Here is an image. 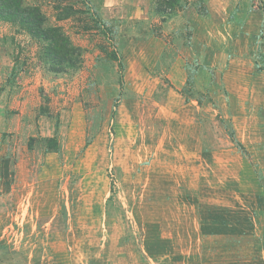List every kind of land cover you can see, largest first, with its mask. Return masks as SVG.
<instances>
[{
  "label": "rangeland",
  "instance_id": "obj_1",
  "mask_svg": "<svg viewBox=\"0 0 264 264\" xmlns=\"http://www.w3.org/2000/svg\"><path fill=\"white\" fill-rule=\"evenodd\" d=\"M24 1L83 49V64L53 73L38 41L0 22V264H264L254 242L229 246V207L242 194L254 211L264 198V154L233 143L214 101L227 97L223 70H209L233 36L241 65L229 82L253 87L263 125L264 0H205L218 21L190 0L165 23L154 0H91L107 34L89 15L57 21L55 0ZM200 67L209 73L197 78ZM50 137L59 153L47 152Z\"/></svg>",
  "mask_w": 264,
  "mask_h": 264
},
{
  "label": "trees",
  "instance_id": "obj_2",
  "mask_svg": "<svg viewBox=\"0 0 264 264\" xmlns=\"http://www.w3.org/2000/svg\"><path fill=\"white\" fill-rule=\"evenodd\" d=\"M55 1L57 2V5L54 7L58 14L56 16L57 21H65L70 19L74 14L81 13L93 18L97 29L103 34H107L106 32L110 31V22L101 16L100 9L95 8L91 0H81L82 3H85L83 4V11L76 9L74 3H69L76 0ZM190 2V0H154L153 11L161 16L163 23H165L178 15ZM192 5L200 16L206 17L209 15L205 0H192ZM0 22L17 26L20 30L38 41L41 45L42 57L50 66L53 73L62 74L69 70L79 69L82 66L83 49L72 43L61 26H51L48 17L40 6L27 5L24 0H0ZM91 29L89 25H85L84 27L85 31H90ZM111 32L115 34L117 31H113L111 27ZM120 67L121 71H124L121 63ZM191 81L192 78L189 77L187 82L190 83ZM230 137L235 146L241 149L243 154L248 157L249 153L245 150L242 143L235 138L233 133H231ZM45 142L48 145V153H59L60 144L56 137L46 138ZM89 144L90 141L87 140L86 146ZM7 247V241L0 238V251H5Z\"/></svg>",
  "mask_w": 264,
  "mask_h": 264
},
{
  "label": "crops",
  "instance_id": "obj_3",
  "mask_svg": "<svg viewBox=\"0 0 264 264\" xmlns=\"http://www.w3.org/2000/svg\"><path fill=\"white\" fill-rule=\"evenodd\" d=\"M235 3H229V7L230 5H234ZM151 3H148V6L150 7ZM208 10H209V15L206 17H209L210 19H213L214 21H218L219 17H215L214 13L212 11L211 8V3L207 4ZM208 18V19H209ZM220 19L224 20V14H222L220 16ZM264 37V36H263ZM233 36L227 37L225 38L226 40V46L222 48V50L217 51L216 55L218 58V63H215V65H213V69H209V70H214L215 73H217V71H221L223 70V77H222V81L224 84V90L226 91L227 97H222V96H218L217 98H214V101L216 102V107L219 108V110L223 113H225L226 115L231 116L232 118V123H233V128H234V132L236 135L237 140H239V142H241L242 144H244L250 151V153L252 154H256L255 159H257V161L260 159L259 157L262 156V154H264V146L261 145L262 142H264V123H262L263 125H260L258 122L261 119L259 114H251L254 111H250L251 108V102L253 101V97L255 96L256 92L254 91L253 87L250 88V90L248 89V87H242V86H237L238 89H236L235 87H233V84L231 82H229V76L233 75L232 73L240 71V68L238 67L240 64V60L238 58L241 57H234L231 54V51L233 52V50L235 49L236 45V41H233ZM249 44H251V40L249 39V43H247L246 45L249 46ZM205 46H202L201 48H203ZM210 51L209 55H215V50H211V46L207 47ZM262 48H263V54H264V39H263V44H262ZM254 55V54H253ZM255 56H253L254 58ZM185 66V65H184ZM212 66V65H211ZM176 67L175 66H171L170 69H174ZM179 70V69H177ZM208 69L199 68V71L197 73V78H200L202 74L206 73L209 71ZM209 73V72H208ZM198 80V79H197ZM210 75H209V81H210ZM173 87L171 89L170 94H172L173 92L181 89L182 86L185 85V81H179L178 83H174L172 82ZM215 86V84H214ZM209 89L212 90V88L209 87ZM247 93V97H244L243 94ZM213 94V93H212ZM249 94H250V98H249ZM255 100V99H254ZM254 105L252 104V107ZM178 110L175 112V115H179V110L181 108H177ZM263 109V108H262ZM237 110V112H241V114H239L240 119H238L236 117V114L234 113ZM264 110V109H263ZM258 111V110H257ZM179 113V114H178ZM264 117V111H262V114H260ZM251 121H254L256 123L255 128L251 129L249 128V130L247 129V124H249ZM255 134H263V136H261L262 139H260L259 141H254V140H248V139H243V135L242 137L240 136L241 134H245L247 136H251ZM255 142V143H254ZM197 144L199 145V153L201 154V156H199V158H197V160H199L198 162V169L201 168V163H202V156L203 153L200 149V144L201 142H197ZM251 145V146H249ZM252 148V149H250ZM257 148V149H256ZM258 156V157H257ZM263 160H261L262 162ZM6 162H8V159L5 158L3 160V171H5V164ZM239 163L235 166L239 168L240 172L239 174H241L242 172L245 171L246 167H247V163L245 161H238ZM244 165V171L243 169H241L240 167H242ZM229 167L233 168L234 165L231 163V161L229 160ZM4 174H6L4 172ZM238 174V175H239ZM236 179V178H235ZM238 180V179H236ZM238 196V195H237ZM240 196V195H239ZM238 196V197H239ZM243 196V197H242ZM245 195H242L239 197L240 202H238V204H240V206L238 205L237 209L234 210L233 208L229 207V246H237V245H249L251 242H254V245H258V249L261 250L262 253H264V198L263 197H258L257 201H259V204L257 206V208L253 211L254 208L251 209L250 203L247 202L246 205L243 203V201H247V198L245 199L244 197ZM263 202V204H262ZM261 205V207H260ZM255 217H252L253 215H255ZM253 231V234H251V232Z\"/></svg>",
  "mask_w": 264,
  "mask_h": 264
}]
</instances>
